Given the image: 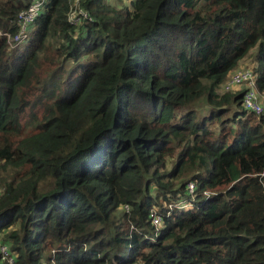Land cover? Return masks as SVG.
I'll return each mask as SVG.
<instances>
[{
	"label": "trees",
	"instance_id": "obj_1",
	"mask_svg": "<svg viewBox=\"0 0 264 264\" xmlns=\"http://www.w3.org/2000/svg\"><path fill=\"white\" fill-rule=\"evenodd\" d=\"M34 1L0 0V235L16 264H264V114L223 90L252 56L264 93V0H82L78 26L76 0H45L11 48Z\"/></svg>",
	"mask_w": 264,
	"mask_h": 264
},
{
	"label": "built area",
	"instance_id": "obj_2",
	"mask_svg": "<svg viewBox=\"0 0 264 264\" xmlns=\"http://www.w3.org/2000/svg\"><path fill=\"white\" fill-rule=\"evenodd\" d=\"M82 0H76L74 8H71L69 13V23L73 26H78L82 22L92 21V17L89 12L85 10L81 5ZM45 6V0H35L27 10L20 13L17 21L19 31L16 35L5 34L8 38V44L11 48L26 42L31 34L32 28L36 20L41 15ZM255 74L250 67H240L235 72L231 73L225 84L223 90L232 92L238 89L244 90L243 95V108L255 115L264 114V104L262 98L264 93L261 94L255 86ZM195 186L193 183L188 185V192L190 195L195 194ZM189 206V205H188ZM127 212L130 211L128 206H125ZM155 226H159L162 222V218L159 214H152ZM0 255L3 260L9 262V264H16L15 259L11 253L10 247L0 242Z\"/></svg>",
	"mask_w": 264,
	"mask_h": 264
},
{
	"label": "rangeland",
	"instance_id": "obj_3",
	"mask_svg": "<svg viewBox=\"0 0 264 264\" xmlns=\"http://www.w3.org/2000/svg\"><path fill=\"white\" fill-rule=\"evenodd\" d=\"M117 0H114V2H116ZM254 54V51L252 52ZM251 53V55H252ZM240 67H251L252 69L256 67V64L253 63V58L252 56H250L249 58H247L246 60H244L241 64ZM221 92H222V89H221ZM237 92V90L235 91ZM264 96V95H263ZM262 101H263V104H264V97L262 98ZM184 203V202H183ZM185 204V203H184ZM184 204L182 205L184 207ZM187 204L189 205L190 203L187 202ZM186 205V204H185ZM4 234L0 235V242H3L4 241V237H3Z\"/></svg>",
	"mask_w": 264,
	"mask_h": 264
},
{
	"label": "crops",
	"instance_id": "obj_4",
	"mask_svg": "<svg viewBox=\"0 0 264 264\" xmlns=\"http://www.w3.org/2000/svg\"><path fill=\"white\" fill-rule=\"evenodd\" d=\"M111 3H114V0H109ZM123 1H125V2H127V1H130V0H123Z\"/></svg>",
	"mask_w": 264,
	"mask_h": 264
}]
</instances>
